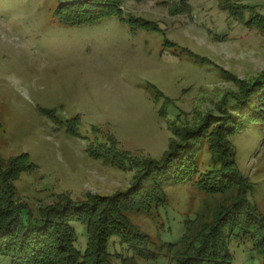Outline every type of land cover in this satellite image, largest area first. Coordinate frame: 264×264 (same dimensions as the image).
<instances>
[{"label":"rangeland","instance_id":"374dc122","mask_svg":"<svg viewBox=\"0 0 264 264\" xmlns=\"http://www.w3.org/2000/svg\"><path fill=\"white\" fill-rule=\"evenodd\" d=\"M73 1L82 0H0V160L27 155L32 167L14 184L34 216L60 194L84 200L130 186L134 168L107 163L90 148L114 140L135 161L160 158L174 129L232 110L240 90L234 78L264 74V0H125L119 14L70 25L59 8ZM227 140L249 183L243 193L264 217V126L250 121ZM198 164L192 180L164 187L165 203L126 212L156 255L134 254L113 237L115 260L176 264L188 227L196 235L231 206L232 192L199 184L215 170L207 139ZM71 225L84 250L86 225ZM224 232L233 264L262 263L254 231Z\"/></svg>","mask_w":264,"mask_h":264},{"label":"trees","instance_id":"16d2710c","mask_svg":"<svg viewBox=\"0 0 264 264\" xmlns=\"http://www.w3.org/2000/svg\"><path fill=\"white\" fill-rule=\"evenodd\" d=\"M124 1L67 2L59 8V19L70 25L92 23L119 14ZM260 29L264 32V27ZM234 80L239 82L240 90L234 92L232 110L218 116L207 115L193 127L174 129L177 137L160 158L135 161L128 152L116 149L114 140L111 146L99 143L90 148L96 158L136 170L130 186L113 195H88L84 200H75L65 193L60 194L56 203L41 210L40 216H34L24 202L17 201L14 184L23 171L32 167L26 163L27 155L7 162L0 160V257H8L9 264H137L133 258L114 259L109 250L113 237L119 238L134 254L156 255L150 249V236L130 222L126 212L131 208L149 210L153 203L162 205L166 202V185L192 180L199 166L201 144L207 139L215 170L205 173L199 184L212 193L232 192L231 206L196 235L191 234L192 224L188 227L176 264H233L225 226L241 229L246 234L255 232L252 235L254 248L264 259V217L243 193L249 183L235 167V152L227 140L228 134L250 121L264 126V74L250 81ZM210 126L213 128L208 132ZM25 211L26 217L23 216ZM74 221L86 225L88 241L84 250L75 243L76 230L71 225Z\"/></svg>","mask_w":264,"mask_h":264}]
</instances>
